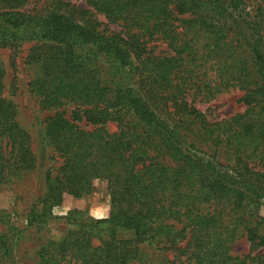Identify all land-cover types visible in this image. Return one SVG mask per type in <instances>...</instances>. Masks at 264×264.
Segmentation results:
<instances>
[{
    "label": "trees",
    "instance_id": "1",
    "mask_svg": "<svg viewBox=\"0 0 264 264\" xmlns=\"http://www.w3.org/2000/svg\"><path fill=\"white\" fill-rule=\"evenodd\" d=\"M83 1L122 31L105 36L71 11L0 0V48L32 43L31 91L55 110L45 141L60 163L45 172L40 217L96 180L112 204L101 219L69 211L70 229L38 249L36 264H264V0ZM3 73L0 185L39 167ZM236 88L245 110L229 119L195 105ZM242 238L249 252L234 256ZM17 239L13 228L0 235L5 264H16Z\"/></svg>",
    "mask_w": 264,
    "mask_h": 264
},
{
    "label": "rangeland",
    "instance_id": "2",
    "mask_svg": "<svg viewBox=\"0 0 264 264\" xmlns=\"http://www.w3.org/2000/svg\"><path fill=\"white\" fill-rule=\"evenodd\" d=\"M63 1L68 4L67 7L58 8L56 0H29L24 10L45 14L51 11L67 10L71 11L69 15H72L76 21L89 25L105 36L118 35L122 31L120 24L113 23L103 14L95 12L85 1ZM31 45L32 43H25L16 50L8 47L0 48V70L4 72V94L17 105L19 122L32 137L39 165L37 170L16 183L0 185V235L10 232L11 228L18 234L14 245L16 264H36L38 249L51 240H60L70 229L65 219L69 211L77 210L93 218L101 219L109 217L112 210L107 182L96 180L89 195L76 198L66 194L62 203L53 209V214L49 218L40 217L41 200L45 193V172L47 169L58 166L60 160L45 141L46 120L55 114V110L42 109L38 97L31 91L29 85L34 73L33 67L27 63ZM165 48L166 44L159 42L156 51ZM12 58L15 63H12ZM241 95L242 92L239 89H231L219 93L207 102H196L195 105L210 119H229L237 113L244 112L245 106L239 100ZM63 109L66 115H71L74 106L68 104ZM82 126L91 128V125L87 126L84 123ZM106 128L110 132H115L117 124L109 122ZM262 203L260 214L264 217V201ZM153 246L163 247L164 244ZM249 246L247 239H239L233 243L231 253L234 256H241L249 252ZM157 253L172 257L170 250L160 249ZM0 264H5L1 252Z\"/></svg>",
    "mask_w": 264,
    "mask_h": 264
}]
</instances>
